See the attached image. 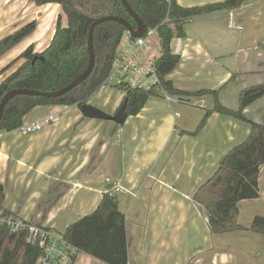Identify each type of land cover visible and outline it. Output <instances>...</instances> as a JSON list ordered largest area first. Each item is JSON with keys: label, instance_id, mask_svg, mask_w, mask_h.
I'll return each instance as SVG.
<instances>
[{"label": "crops", "instance_id": "obj_1", "mask_svg": "<svg viewBox=\"0 0 264 264\" xmlns=\"http://www.w3.org/2000/svg\"><path fill=\"white\" fill-rule=\"evenodd\" d=\"M177 1L196 6L223 0ZM61 9L59 3L38 6L30 0H0V32L36 20L35 31L23 39L20 51L32 43L42 51L55 33L56 17L61 16L64 25L68 22ZM31 11L35 14L28 19ZM183 28L185 35L175 34L171 40L180 61L166 78L187 91L220 88V101L238 109L241 91L264 83V0H245L233 9L197 15ZM155 37L160 54L157 31ZM130 39L127 31L121 43L127 46ZM20 62L0 75V81ZM97 90L103 94L97 95ZM97 90L87 103L115 114L125 91ZM213 103L211 95L151 96L122 124L86 117L77 104L37 105L25 115L24 124L50 115L60 120L29 134L19 128L3 131L2 204L64 233L109 192L126 216L129 264H264V234L249 229L256 215H264V165L259 172L260 196L239 202L242 229L212 232L207 208L194 199L222 156L250 132L247 121L221 112H213L196 132ZM244 114L264 122V96ZM74 264L107 263L79 251Z\"/></svg>", "mask_w": 264, "mask_h": 264}, {"label": "trees", "instance_id": "obj_2", "mask_svg": "<svg viewBox=\"0 0 264 264\" xmlns=\"http://www.w3.org/2000/svg\"><path fill=\"white\" fill-rule=\"evenodd\" d=\"M36 5L59 3L67 17L63 25L61 16L51 42L36 51L29 44L20 55L0 70L7 72L21 61L0 81V104L6 93L18 88L42 91L59 90L81 76L90 63L89 31L91 24L107 15L127 19L135 29L138 23L130 14L123 0H30ZM144 21L147 30L156 28L160 43V55L156 62L161 85L151 88L125 89L127 115H136L151 96H196L211 95L213 106L201 119L196 132L213 112L236 116L250 124L248 136L232 146L221 158L215 173L202 184L194 195L197 203L208 210L212 232L227 233L243 228L239 222V202L260 196L259 172L264 165V122L248 118L244 109L264 96V83L244 88L240 93L238 109L224 105L219 99V89L204 88L187 91L177 88L169 74L179 63L180 55L171 50L175 34L184 36V24L191 18L214 11L233 9L245 0H223L196 6H183L177 0H127ZM174 24V27L171 26ZM36 20H31L14 32L0 39V58L36 29ZM127 28L121 22L108 20L98 24L93 32L95 66L91 74L67 94L58 97L18 94L5 105L0 120V131H12L24 124V117L37 105L77 104L81 107L97 90L111 71L118 48ZM131 39L136 36L129 34ZM0 183V205L4 200ZM250 230L264 234V215H256ZM64 237L79 251H84L107 264H129L127 222L119 208L117 198L104 192L97 207L88 214L68 224ZM41 247L28 242V231L11 232L0 227V264H35Z\"/></svg>", "mask_w": 264, "mask_h": 264}, {"label": "built area", "instance_id": "obj_3", "mask_svg": "<svg viewBox=\"0 0 264 264\" xmlns=\"http://www.w3.org/2000/svg\"><path fill=\"white\" fill-rule=\"evenodd\" d=\"M156 28L147 30L142 37L130 39L126 48L117 52L112 68L100 87L151 88L161 85L156 62L159 53L155 51ZM158 47V46H157ZM157 50V49H156ZM125 91V89H123ZM58 116H47L44 120L23 124L19 129L29 134L43 128L45 124L57 122ZM3 131H0V138ZM0 227L11 232L28 231V242L41 247L35 264H74L79 250L53 228L25 219L0 205Z\"/></svg>", "mask_w": 264, "mask_h": 264}, {"label": "water", "instance_id": "obj_4", "mask_svg": "<svg viewBox=\"0 0 264 264\" xmlns=\"http://www.w3.org/2000/svg\"><path fill=\"white\" fill-rule=\"evenodd\" d=\"M124 4L126 5L128 11L130 14L135 18V20L138 23V28L135 29L133 25L125 18L119 17V16H114V15H107L103 16L101 18H98L95 20L90 27L89 31V49H90V63L87 68V70L78 78H76L74 81H72L70 84L67 86L56 90V91H42V90H37V89H31V88H18V89H13L9 91L8 93L5 94L3 97L1 104H0V120L3 116L4 113V108L6 103L15 95L18 94H29L33 96H45V97H58V96H63L67 94L71 89H73L78 83H81L84 81L92 72L94 66H95V50H94V45H93V32L95 27L105 21L108 20H115L118 22H121L124 24L127 28V31L129 34L134 35L136 37H142L146 32H147V27L142 20V18L133 10V8L130 6L127 0H123ZM179 100H184V101H191L190 98H184V97H179ZM81 110L83 111L84 115L89 118H97V119H103V120H114L119 124L124 123V121L127 118V99H124L122 104L120 105L119 109L115 114H109L105 112L104 110L89 104V103H84L81 105Z\"/></svg>", "mask_w": 264, "mask_h": 264}, {"label": "rangeland", "instance_id": "obj_5", "mask_svg": "<svg viewBox=\"0 0 264 264\" xmlns=\"http://www.w3.org/2000/svg\"><path fill=\"white\" fill-rule=\"evenodd\" d=\"M61 12L63 13V11H62V9H61ZM30 13H31V15L34 13L35 14V12H33V11H31V12H28V14H27V18L28 19H30L31 17H30ZM65 16V15H64ZM58 21H59V17L57 16L56 17V21H55V25H57V23H58ZM29 22V21H28ZM62 23V22H61ZM63 24V23H62ZM64 25V24H63ZM171 26L172 27H174V24H171ZM18 29V28H17ZM8 30H10V32H3V33H1L0 32V36L1 35H4V34H6V33H12V32H14L15 30H16V28H14V25H11V26H9V28H8ZM154 38H156V37H154ZM154 41H155V39H154ZM25 40H23L20 44H18V46L15 48V49H13L10 53H8L7 55H5L1 60H0V70L1 69H3L6 65H8L10 62H12L15 58H17L19 55H20V53H21V47H23L24 46V44H25ZM156 42V41H155ZM120 48H122V49H124V48H126V42H122L121 43V46H120ZM159 50V52H160V46H159V48H158ZM19 61H17L15 64H17ZM14 64V65H15ZM121 89V88H120ZM122 90V89H121ZM103 91H99V90H97L96 91V93H97V95H99V94H103L102 93ZM107 92V91H106Z\"/></svg>", "mask_w": 264, "mask_h": 264}]
</instances>
